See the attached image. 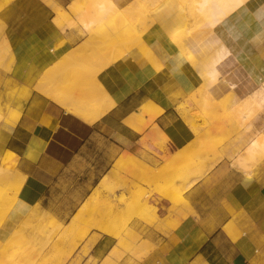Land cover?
<instances>
[{"label": "crops", "instance_id": "obj_1", "mask_svg": "<svg viewBox=\"0 0 264 264\" xmlns=\"http://www.w3.org/2000/svg\"><path fill=\"white\" fill-rule=\"evenodd\" d=\"M114 1L119 9L135 5L134 0ZM54 5L65 9L71 23L66 16L57 22ZM90 9L89 0H6L0 7V33L4 32L0 36L9 45L5 60L9 67L0 66V112H18L14 126L0 125V156L7 150L14 152L23 177L17 201L0 224L2 238L33 208L58 219L74 214L96 180L109 173L122 154L142 153L143 141L150 155L154 156L152 150L162 156L158 144L148 137L154 126L164 135L170 152L189 150L193 144L199 148L202 142L203 131L195 133L179 105L203 84L199 65L204 60L193 62L182 43L174 40L191 23L176 0H165L150 10L151 23L142 39L151 58L133 46L97 74L113 106L94 123L67 112L34 88L54 60L88 41L80 14ZM217 29L230 52L216 64L218 79L211 93L223 74L236 71L241 85L232 97L243 98L264 80V0H245L223 22L212 27L198 25L189 40L182 38V42L202 43L217 35ZM222 81L234 90L238 87L232 78L223 76ZM149 101L160 111L153 117L145 114L142 124H127L126 119ZM212 126L220 125L211 124L207 134L212 133ZM260 132L264 134V105L240 139L246 133L247 145ZM138 159L153 169L152 178L168 174L171 164L181 163L185 168L183 163L188 161L162 156L164 162L157 168ZM185 190L190 210L169 233L134 219V226L153 247L138 260L124 259L126 264H264V158L247 168L225 156ZM155 198L166 208L170 205L158 194Z\"/></svg>", "mask_w": 264, "mask_h": 264}, {"label": "bare ground", "instance_id": "obj_2", "mask_svg": "<svg viewBox=\"0 0 264 264\" xmlns=\"http://www.w3.org/2000/svg\"><path fill=\"white\" fill-rule=\"evenodd\" d=\"M148 1H151L152 4L156 6L165 0H148ZM244 1L245 0H183V6L185 9H188V11L193 12L196 15L197 17L196 22H198L202 26L212 27V26H216L220 22H223L226 19V17L237 7H239ZM5 2L6 0H0V7L3 4H5ZM89 2L91 3V9L87 12L83 11L80 14V20L83 25L82 30L96 37L101 36V34L99 33L100 27L106 21H108L109 19H115L120 15L126 14L129 7L128 6L125 9H119L116 7L114 0H89ZM53 7L55 13L57 14L56 19L58 22L60 16H66V12L64 8L58 5H54ZM68 23H71V21H69ZM148 26L149 24L146 22L141 24H136L135 32L138 35V37L141 39H138L137 42H134L133 45L131 44L130 46H124L123 48H120V50L115 54H109V52L102 50L96 56L95 54L90 55L87 52V49L89 48L90 44L88 46L80 45L75 49L73 47L67 50L66 52L61 54L56 60H54L53 63H51V65H49L44 70V72L42 73V75L34 85V88L40 93H42L44 96H47V98L61 105L67 112L74 114L75 116L79 117L80 119H82L87 123H94L104 114H106L113 106V100L106 91L107 88L105 89L102 86V84L98 81L97 74H99V72L103 69L104 66L108 65L110 62L114 61L118 57H121L133 46H138L146 57L151 58V53L146 48V45L142 39V35ZM2 33L4 34V32H1L0 34L3 35ZM121 33H122L121 28L114 27L113 29L110 30V32H107L105 35L109 39H116L117 37H119ZM217 33H218L217 35H212L210 37H207L205 39L204 45L198 46V48L197 46H191V45H187L186 43H182L181 38H183L182 37L183 35H181L180 33L179 35H177V37L174 38V40H176L177 42L180 41L182 43L181 48L183 50L187 49V51L189 52V56L191 60H193V62L194 61L197 62L198 61L197 59L199 58H202L204 60L201 63V65H199L200 66L199 69L201 68V74L203 72V76H204L203 79L205 78L203 82L205 85V90L201 92L202 93L201 101L200 100L199 101L201 103L202 109L205 111V114L207 115V117H210L211 119H213V117L210 115L209 110L210 111L213 110L212 107L215 103L214 98L211 94V89L218 79V71L216 69V64L217 62L222 60L225 56L229 55L230 52V49L226 46V44L220 41V37H219L220 34L218 29H217ZM55 47H57V45ZM51 49L55 50L54 47ZM198 49L200 50L198 51ZM193 52L195 54H197L196 52H198L197 55H199V58L196 55H193L194 54ZM8 55H9V45L7 43V40L2 39L0 36V66L1 67L6 68L7 64L5 60L7 59ZM72 56L73 59L71 58ZM83 58L85 59L82 61L81 59ZM224 96L226 97V95ZM224 99L221 98V100H223L221 104L222 103L224 104V102H226ZM221 100H219V103L218 102L217 103L220 104ZM263 105H264V80L260 83L259 88L252 91L249 95L238 99L231 97L230 109H232L235 112V113L233 112L235 115L233 117V113L231 112L232 117H230L229 116L230 113L227 112V116L224 115V117H227V119L229 118L234 119L239 115L240 117L239 120L242 122L241 125H243V132H245L252 127V119L258 113V111L263 107ZM179 109L182 115L184 116V118H186V120L193 127V118L189 116L187 106L182 103L181 105H179ZM159 111L160 110H158L157 107L151 101H149L141 106V109L138 113L131 114L126 119V122L127 124L130 125H135L137 123L142 124L146 120L145 114L153 117ZM17 120H18V112L16 110L15 111L9 110L6 115L0 112V125L2 127L4 126L10 128L15 125ZM194 131L197 135L200 133V131L197 128H195ZM148 137L153 139V141H155L158 144L159 149H161V151L163 152L162 154L163 159L165 160L187 159L189 160V166L188 168L185 167L182 168L180 171H178L177 173L178 178L176 182L171 183L170 181H167L165 184L161 186V194H162L161 197L165 198L170 202V205L165 210L166 212L165 215L157 212L158 209L156 210L152 204L148 203L149 201L145 200L140 204L141 210L134 217H130L128 219L129 221L131 219L133 221L134 219H138L139 221L141 218L146 222H148L149 224H151L152 226H154L155 228L159 229L161 232L169 233L172 228H174L178 223H180L178 221L181 220L183 216H187L186 213L187 211L190 210L189 203L184 196V190L188 186H190L194 182V180L198 178V176L202 175V173H204L207 170L208 166L211 167V165H213L216 162L217 158H215L214 163H212L213 161L210 162V165H208L209 164L208 162L207 164L208 166L206 165V170L203 171L205 169V167H203L204 165L203 159L201 156L197 154L199 153V148L201 147V144L199 148H197V144H193L189 150L184 149L180 151L170 152L171 150L169 151L167 149L165 143L166 139L157 126L153 127L152 133H150V136ZM234 148L235 147H232V150ZM230 150L231 148H228V150L225 151L227 154L226 156L232 157ZM219 153L225 154L223 151H220ZM194 154H196V156L192 160H190ZM262 158H264V134L261 132L254 135V137L246 145L244 152L242 154L238 156L237 155L233 156L235 162L247 168H249L252 164L254 165L256 161ZM16 161H17V155L14 152H11L10 150H7L4 155L0 156V224L3 221L6 213L17 201L18 193L23 181L22 175L19 173V171L16 168ZM119 166H126L129 172L131 173V175H133V177L142 174H144L147 177H150L155 174L153 172V169L149 165H146L145 163H141V161L137 157L125 153L122 154L117 159V161L115 162L109 173H107L102 177L101 182L103 185L113 180V177H115L116 174V169ZM164 167L165 166L163 165L161 169H163ZM187 169H190V171L188 170L189 172H186ZM120 178H121L120 179L121 182L118 185L120 186L119 188L120 190L117 193L114 190V188L116 187H112L111 189H109L108 194H105L104 196H100L98 194H94L91 192L89 196L84 200V202L78 207L77 211L73 214L66 227L63 224L65 227V233L66 230L68 234L71 235H73V232H77L78 234H80L81 237H83L84 235L87 234L89 228L95 227L100 229L101 231L108 230V234H109L110 233L109 230L111 229H109L108 225L112 224L117 218H119L123 214L124 212L123 205L136 202V207L138 210L139 209V203L137 202V197H138L137 192L139 191L137 189L138 186L136 187L135 185L129 188L130 186L129 187L127 186V182L129 181L128 178L126 179L125 175L124 177L121 176ZM165 178L167 179V177ZM131 182H132L131 185H133L134 184L133 181ZM41 212L42 211L40 210V208L39 209L33 208L27 213V217L30 218L39 217L41 215ZM112 232L114 236H116V238L118 239L117 240L118 244H128V243L130 244L131 246L130 250L134 254L137 260L148 254L153 247L151 243H150L151 245L149 244L148 240L146 239L140 240L137 233L135 232V229L131 226L127 225L122 235L116 230H113ZM65 239L67 240L68 238ZM32 241L30 242L28 241V243L30 244L28 245L27 249L23 250V252L27 251L31 247H34L36 243ZM91 241L93 240L91 239ZM76 245L77 244L75 242L73 243L72 241L70 247L67 248L66 253L64 255L63 253L60 252V254H62L61 256L64 257L68 256V254L72 252V250L76 247ZM35 248L37 249V247ZM83 249L84 251H86V248ZM117 250L118 249L116 248L113 249L111 256H109L106 260V264L120 263L121 255L117 252ZM20 254L21 253H19V255ZM24 257L26 258L27 256ZM77 259L78 258L73 259V262L71 264L77 262ZM22 260L25 259L22 258Z\"/></svg>", "mask_w": 264, "mask_h": 264}, {"label": "rangeland", "instance_id": "obj_3", "mask_svg": "<svg viewBox=\"0 0 264 264\" xmlns=\"http://www.w3.org/2000/svg\"><path fill=\"white\" fill-rule=\"evenodd\" d=\"M176 1H178L180 4L183 5V0H176ZM134 3L135 5L128 7V11L126 12V14L120 15L115 19H109L108 21H106L100 27L101 32L99 31V33L101 34V36L96 37L88 33L89 34L88 41L82 43L81 45L88 46L90 44L89 48L87 49V52L90 55L95 54L96 56L102 50L109 52V54H115L120 50V48H123L124 46H130L131 44L133 45L134 42H137L138 39H141L138 37V35L135 32L136 30L135 25L145 22L148 24L151 23V18L149 17V13L150 10L153 7H155V5H153L152 2L148 0H138V1L134 0ZM186 12L191 23L189 26H186L185 29L181 30V32L179 33L183 35L182 37L184 39L186 38V40H189V36L192 30L196 26L201 24L196 22L197 17L193 12L188 11V9H186ZM66 21L67 23L71 21V17L67 13H66ZM114 27L121 28L122 33L116 39H109L105 34L107 32H110V30L113 29ZM178 42L180 43V41ZM204 43L205 41L201 43V41L198 42V40L197 42L195 40H190V42L188 41L186 44L191 46H197L198 48V46H202L204 45ZM199 50L200 49H198V51ZM196 53L198 54V52ZM197 54L194 53L193 55H196L199 58V55ZM71 58L73 59V56ZM84 59L85 58L81 60L83 61ZM223 76H225L226 78H232L234 80H237L238 82L237 89L236 90L232 89L228 82L222 81ZM240 81H241V75L236 73V71H234L231 74H223L220 77V80L218 81L217 85L215 86V88L211 93L214 98V102L216 103V105L214 103L212 107L213 110L211 111L209 110L210 115L213 117V119L207 117L200 103L201 94H202L201 92L205 90L204 83L193 94L189 96L187 101L183 102V104H185L188 108L189 116L193 118V128L194 129L197 128L198 130L200 129L203 131L201 135V141H202L201 147L199 148V153H197L203 159L205 165V166L203 165V167H205L203 171L206 170V165L208 164V162H209L208 165H210V162L212 161H213L212 163L215 162V158L219 160L220 158L225 157L227 155L225 151L228 150V148H231L230 152L232 154V157L226 156L228 158H233L234 155L238 156L244 152V148L246 145V141H244V139L246 138V133H245V138L241 140L240 136L243 133V125H241L242 122L239 120L240 119L239 115L238 116L236 115L239 118L235 117L234 119H230V118L227 119V117H224V115L227 116V112L230 113L229 116L232 117L231 114L234 111L230 109L231 97L235 92H239L238 88H240L241 85ZM224 95H226V97ZM221 98L223 99L225 98L224 100L226 102H224V104L223 103L221 104V102L223 101L221 100ZM219 100H221L220 104H218ZM227 105L229 108L227 107ZM234 113H233V117L235 115ZM216 122L220 126L217 128H214L212 126L213 129L212 133L207 134L206 128L208 129V127L211 124L213 125V123ZM143 145L145 148L142 151V153L140 155H135V156L147 162L151 166L157 168L160 167L164 162L162 156L151 150L150 152L158 158V160H156L157 158H154V156L148 153L149 150L144 141H143ZM232 147L235 148L232 150ZM220 151H223L225 154H220L219 153ZM195 156L196 154H194L190 160H192ZM217 159L216 162L218 161ZM183 165H185L188 168L189 160L183 163ZM208 167L210 168V166ZM208 167L207 169H209ZM181 169H182L181 163L171 164L169 166L168 174H165L163 176L161 174H157L152 178V177H147L144 174H142L141 176L136 175L133 177V175H131V173L129 172L126 166L117 168L113 180H111L109 183L104 185L101 182L102 178L96 180L95 185L92 188L91 192L94 194H98L100 196H104L105 194H108L109 189H111L112 187H116L114 188V190L117 193L120 190L119 189L120 186H118L119 183L121 182L120 177L121 176L124 177L125 175L126 179L128 178L129 180L128 181L129 183L127 182V186L128 187L130 186L129 188L135 185L136 187L138 186L137 189L139 191L137 192L138 193L137 202L139 203V209L137 210L136 202L123 205L124 207L123 214L119 218H117L112 224L108 225L109 229H111L109 230L111 234L110 233L108 234V230L101 231L100 229L95 227L89 228L87 234L84 235L83 237H81L80 234H78L77 232H73V235L68 234L67 230L65 233V227L70 221L71 217L73 216V213L68 218L58 219L55 217L53 213L42 211L39 217L25 218L7 237L2 238L0 236V264H71L73 262V259L75 258L78 259L77 262H74V264H106V260L109 256H111V253L114 248L118 249L117 252L121 255L119 264H126V262H124V259H127L129 262H133L136 258L130 250L131 249L130 244L129 243L118 244L117 243L118 239L116 238V236H114L112 231L116 230L122 235L126 226L128 225L135 229V232L137 233L140 240L144 239L140 229L136 228L132 222L133 220L131 219L129 221L128 218L134 217L141 210L140 204L145 200L149 201L148 203L152 204L156 210L158 209L157 212L163 214V212L166 210L165 207L166 205L161 203L160 199L156 201L155 194L162 196L161 186L165 184L167 181H170L171 183L176 182L178 178L177 173ZM188 170L190 171V169H187L186 172H189ZM165 177H167V179ZM131 181H133L134 183L133 185H131L132 184ZM140 221H142L144 224H146L149 227H153L151 224H149L148 222H146L141 218ZM63 224L65 225V227ZM65 238H68L67 240L69 241H67ZM91 239L93 241H91ZM28 241L35 242L36 244L34 245V247H31L27 251L23 252V250L27 249L28 245L30 244L28 243ZM70 241L71 242L73 241V243L75 242L77 244L76 247L72 250V252L68 254V256L65 257L61 256L62 254H60V252L63 253L64 255L66 253L67 248L70 247L71 244ZM62 245L64 246V248ZM35 247H37V249ZM83 248H86V251H84ZM19 253L21 254L19 255ZM24 256L27 257L25 258ZM21 257L25 260H22Z\"/></svg>", "mask_w": 264, "mask_h": 264}]
</instances>
